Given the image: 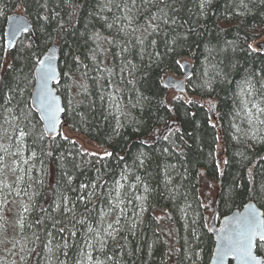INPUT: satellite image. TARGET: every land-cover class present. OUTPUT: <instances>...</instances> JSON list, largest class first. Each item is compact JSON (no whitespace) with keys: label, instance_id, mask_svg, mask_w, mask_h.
<instances>
[{"label":"trees","instance_id":"trees-1","mask_svg":"<svg viewBox=\"0 0 264 264\" xmlns=\"http://www.w3.org/2000/svg\"><path fill=\"white\" fill-rule=\"evenodd\" d=\"M16 12L34 34L8 52ZM263 36L264 0H0V264H208L210 201L264 210ZM53 43L64 122L101 154L30 106ZM183 59L188 97L163 85Z\"/></svg>","mask_w":264,"mask_h":264},{"label":"water","instance_id":"water-1","mask_svg":"<svg viewBox=\"0 0 264 264\" xmlns=\"http://www.w3.org/2000/svg\"><path fill=\"white\" fill-rule=\"evenodd\" d=\"M18 20H22L23 22H25L28 31H20L16 33L14 36H12L10 35V33H12L15 27V24ZM24 34H33V25L30 19L21 13H13V14L8 15L6 18V23L4 27V44H5L6 49L8 51H11L13 48H15V46L17 45V43L19 42V40L22 38ZM60 52H61V46L58 45L57 43H53L49 46L48 50L40 58V60L50 61L51 64L56 68V78L48 81V91L52 95L57 97V103L60 105L61 108L64 109L62 96L58 93L55 87V85L59 84L56 81L59 80L60 82L61 80ZM182 65H186V67H182L183 77L181 79H177L172 75H168L164 79L163 84L166 88L174 90L175 92L186 93V81L192 75L193 66L191 63L187 61H183ZM41 67L42 66L37 63L36 68L34 70L35 82H34L33 90L31 93L30 105L33 111L37 113L42 123V127H43L46 137L56 138L59 136L60 131H61L64 111H58L56 113L57 120H56L55 126H52L49 123V120L45 118V113L41 111V107H40V103L38 99L40 91H41ZM263 161H264V156H263ZM249 211H252L261 216H264V211L260 207H258V205L255 202L249 201L242 207V209H236L232 211L230 214L221 218L220 221H218V213L215 207L214 216L209 222V228L213 235L215 245H214V249H213L210 262L208 264H230L231 262L232 264H241V261L236 259L234 256H228L223 261L218 260V252H219L218 245L221 242L220 241L221 229L226 224L229 227H231L232 226L231 221L235 217L243 213H247ZM206 221H207V218H206ZM253 252L255 255H257L260 258L257 261H254L253 264H264V257L258 255L255 246L253 247Z\"/></svg>","mask_w":264,"mask_h":264},{"label":"snow or ice","instance_id":"snow-or-ice-1","mask_svg":"<svg viewBox=\"0 0 264 264\" xmlns=\"http://www.w3.org/2000/svg\"><path fill=\"white\" fill-rule=\"evenodd\" d=\"M203 7V4L201 5ZM20 31H28L25 22L18 20L15 27L10 33L14 36ZM179 63V62H177ZM41 65V91L39 94V103L41 111L45 113V118L49 120L52 126L56 124V113L64 111L57 103V97L48 91V81L56 78V68L50 61L38 60ZM186 67V65H181ZM59 83V80L56 81ZM12 97H9L11 99ZM27 119V116L25 117ZM28 135L23 130L19 131V139H23ZM42 139V137H41ZM167 139V137H165ZM35 155V153H33ZM110 155V153H105ZM71 180V178H69ZM82 187H87L82 185ZM27 210V209H26ZM231 227L227 224L221 229L220 244L218 245V260L223 261L228 256H234L241 261V264H253L254 261L260 259L253 252V247L257 249L264 246V216L249 211L235 217L231 221ZM111 227V225H109ZM63 231V229H60ZM111 235V233H109Z\"/></svg>","mask_w":264,"mask_h":264},{"label":"rangeland","instance_id":"rangeland-1","mask_svg":"<svg viewBox=\"0 0 264 264\" xmlns=\"http://www.w3.org/2000/svg\"><path fill=\"white\" fill-rule=\"evenodd\" d=\"M262 44H264V36L256 43L255 48L258 50L262 49ZM62 134L66 137H69L70 139L77 141L84 150L94 153V154H101L103 152L102 149L94 145L93 143L88 142L87 140H84L81 136L74 134L69 129H62Z\"/></svg>","mask_w":264,"mask_h":264},{"label":"bare ground","instance_id":"bare-ground-1","mask_svg":"<svg viewBox=\"0 0 264 264\" xmlns=\"http://www.w3.org/2000/svg\"><path fill=\"white\" fill-rule=\"evenodd\" d=\"M60 70H61V68H60ZM61 78H62V73H61ZM32 90H33V89H32ZM31 93H32V92H31ZM183 95L186 96V97H188L187 94H183ZM30 96H31V95H30Z\"/></svg>","mask_w":264,"mask_h":264}]
</instances>
